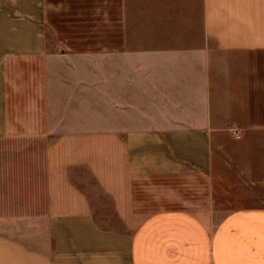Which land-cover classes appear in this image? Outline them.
Masks as SVG:
<instances>
[{
    "label": "crops",
    "instance_id": "crops-1",
    "mask_svg": "<svg viewBox=\"0 0 264 264\" xmlns=\"http://www.w3.org/2000/svg\"><path fill=\"white\" fill-rule=\"evenodd\" d=\"M0 264H264V0H0Z\"/></svg>",
    "mask_w": 264,
    "mask_h": 264
},
{
    "label": "rangeland",
    "instance_id": "rangeland-1",
    "mask_svg": "<svg viewBox=\"0 0 264 264\" xmlns=\"http://www.w3.org/2000/svg\"><path fill=\"white\" fill-rule=\"evenodd\" d=\"M77 182L85 189L96 205L101 202L103 198L100 195V191L88 174H84L81 178H77Z\"/></svg>",
    "mask_w": 264,
    "mask_h": 264
}]
</instances>
